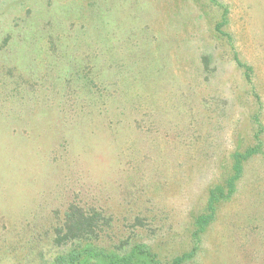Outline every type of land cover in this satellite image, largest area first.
<instances>
[{
  "label": "rangeland",
  "instance_id": "rangeland-1",
  "mask_svg": "<svg viewBox=\"0 0 264 264\" xmlns=\"http://www.w3.org/2000/svg\"><path fill=\"white\" fill-rule=\"evenodd\" d=\"M72 201L162 264H264V0H0V263L48 261Z\"/></svg>",
  "mask_w": 264,
  "mask_h": 264
},
{
  "label": "trees",
  "instance_id": "trees-1",
  "mask_svg": "<svg viewBox=\"0 0 264 264\" xmlns=\"http://www.w3.org/2000/svg\"><path fill=\"white\" fill-rule=\"evenodd\" d=\"M47 15L53 21L55 20V16L50 13ZM84 17H87V15ZM56 18L59 19V16H56ZM55 22L56 21H54V23ZM84 28V26L81 28L82 33L77 34L73 32V34L80 37L84 36L85 38L86 34H84ZM94 45V49L98 50L97 44L95 43ZM90 49H92L91 46ZM79 53H81V50ZM203 57V61L205 62L204 66H209V57ZM123 102V100L119 101L117 107L120 109L125 108L129 113L131 111L130 108L133 106L126 108ZM145 108H149V106H136L138 111L144 110ZM111 126L112 123L110 124V127ZM129 126L131 128L135 126V128L138 129L140 123L138 120H134L130 122ZM144 138V135H141L140 139ZM123 143L124 141L121 142L120 145ZM254 153L255 149L253 148L245 150V153L240 151L234 153L232 169L230 171L233 172L234 170L239 174L242 161ZM232 174L233 173L229 174V176H231L227 179L223 178L224 180L220 181V183L216 184L209 190V197L206 205L207 211L196 218L192 217L189 225H187L186 233H189L194 241H197V239L199 240L198 234L203 232L209 224L218 199L233 192V186L235 185L234 178H236L237 175ZM133 220L140 222V219H137V217L135 218V216L133 217ZM116 228L117 226L114 225L111 217L107 216L98 207L84 206L81 203L73 201L69 202L64 207L61 215L57 216L52 224V244L57 248L56 252L51 255L48 261H45L42 264H162L160 258H158V252L151 250L145 243L134 242L128 246L130 242L123 239H120L119 243H115V241L109 237H111L113 232H116ZM105 234L109 238L107 245L102 242ZM102 244L107 248L101 247L103 246ZM197 249V245L191 246L189 251L180 256L174 257L169 264H185L189 262L195 258ZM3 263L4 262L0 264Z\"/></svg>",
  "mask_w": 264,
  "mask_h": 264
}]
</instances>
